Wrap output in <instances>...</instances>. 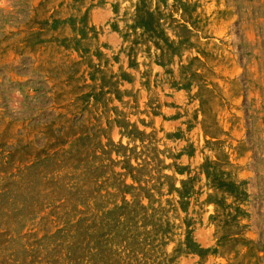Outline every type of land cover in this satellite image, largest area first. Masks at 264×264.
Returning <instances> with one entry per match:
<instances>
[{
    "label": "rangeland",
    "instance_id": "obj_1",
    "mask_svg": "<svg viewBox=\"0 0 264 264\" xmlns=\"http://www.w3.org/2000/svg\"><path fill=\"white\" fill-rule=\"evenodd\" d=\"M0 264H264V0H0Z\"/></svg>",
    "mask_w": 264,
    "mask_h": 264
}]
</instances>
